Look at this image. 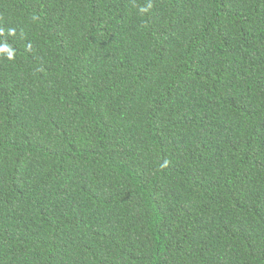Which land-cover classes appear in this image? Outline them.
Listing matches in <instances>:
<instances>
[{
  "label": "trees",
  "instance_id": "trees-1",
  "mask_svg": "<svg viewBox=\"0 0 264 264\" xmlns=\"http://www.w3.org/2000/svg\"><path fill=\"white\" fill-rule=\"evenodd\" d=\"M0 264H264V0H0Z\"/></svg>",
  "mask_w": 264,
  "mask_h": 264
},
{
  "label": "clouds",
  "instance_id": "clouds-1",
  "mask_svg": "<svg viewBox=\"0 0 264 264\" xmlns=\"http://www.w3.org/2000/svg\"><path fill=\"white\" fill-rule=\"evenodd\" d=\"M4 50H5V51H7V49H6V48H5Z\"/></svg>",
  "mask_w": 264,
  "mask_h": 264
}]
</instances>
